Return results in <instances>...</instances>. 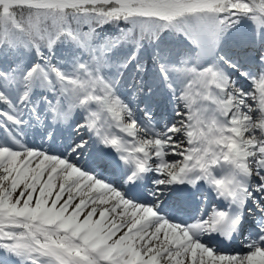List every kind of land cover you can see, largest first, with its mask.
<instances>
[{"label": "snow or ice", "instance_id": "6c2138e0", "mask_svg": "<svg viewBox=\"0 0 264 264\" xmlns=\"http://www.w3.org/2000/svg\"><path fill=\"white\" fill-rule=\"evenodd\" d=\"M0 264H264V0H0Z\"/></svg>", "mask_w": 264, "mask_h": 264}, {"label": "rangeland", "instance_id": "374dc122", "mask_svg": "<svg viewBox=\"0 0 264 264\" xmlns=\"http://www.w3.org/2000/svg\"><path fill=\"white\" fill-rule=\"evenodd\" d=\"M254 107H255V104H254Z\"/></svg>", "mask_w": 264, "mask_h": 264}]
</instances>
